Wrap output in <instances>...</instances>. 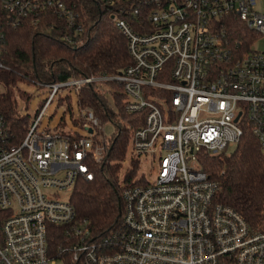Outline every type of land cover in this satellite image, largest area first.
Masks as SVG:
<instances>
[{"label":"built area","instance_id":"1","mask_svg":"<svg viewBox=\"0 0 264 264\" xmlns=\"http://www.w3.org/2000/svg\"><path fill=\"white\" fill-rule=\"evenodd\" d=\"M103 1L113 6L131 63L116 76L34 82V105L43 106L31 114L21 143L0 111V264L61 261L48 253L50 225L70 227L75 242L63 253L77 264H264V232L216 200L220 183L204 169L234 149L246 127L264 152V52L233 44L224 22L235 15L264 35L263 1ZM0 12L13 26L26 17L36 23L45 12L69 22L79 17L65 0H0ZM3 40L0 31V58ZM111 80L122 84L125 111L143 114L129 152L138 162L133 176H142L117 182L121 227L97 241L87 221L72 224L76 209L59 193L72 192L81 177L93 180L96 167L108 163L104 121L79 108L78 95L85 83ZM67 95L73 117L66 118L71 125L83 119L84 127L48 131Z\"/></svg>","mask_w":264,"mask_h":264},{"label":"trees","instance_id":"2","mask_svg":"<svg viewBox=\"0 0 264 264\" xmlns=\"http://www.w3.org/2000/svg\"><path fill=\"white\" fill-rule=\"evenodd\" d=\"M65 2L79 13L75 22H69L55 12L41 14L36 23L31 18H22L18 26L9 24L5 18L0 19V31L4 33V53L0 61L4 65L2 71H8L12 77V84L17 80L63 83L73 78L116 76L131 63L127 41L113 20V6L103 0ZM0 18H3L1 12ZM139 20L140 17L136 22ZM224 22L231 42H240L242 49L247 50L254 34L235 15ZM80 27L84 28L81 32ZM104 82L115 89L110 97L101 93L96 83H85L78 95V107L91 108L103 121L115 125L108 163L96 167L93 180L79 178L70 198L76 209V220L72 224L87 221L97 241L121 227L122 201L116 179L117 166L112 163L126 158L132 134L143 124L142 113L125 111L122 84L115 80ZM60 102L66 103V108L59 125L66 127V116L73 117L70 95L61 98ZM42 106L43 102H40L35 114ZM0 111L14 132V143H21L29 128L30 114H19L17 100L8 92L0 93ZM74 123L84 127L83 119H75ZM131 162L133 167L125 180L138 168L136 160ZM204 167L220 183L216 200L238 211L253 231L264 232V152L251 128H245L230 154L211 158ZM47 242L51 258L65 264H77L70 262V252L63 253L66 246L75 242L69 226L50 225Z\"/></svg>","mask_w":264,"mask_h":264},{"label":"rangeland","instance_id":"3","mask_svg":"<svg viewBox=\"0 0 264 264\" xmlns=\"http://www.w3.org/2000/svg\"><path fill=\"white\" fill-rule=\"evenodd\" d=\"M263 5L261 8H259L260 12L264 13V0ZM251 50L253 51H259L264 52V35H254L251 43H250ZM3 69H0V93H6L8 92L11 94L16 100H17V110L19 114H23V112H27L28 115L33 114L34 111H36V107L34 105V101L36 98V94L32 91L36 86L30 81L25 80H17L15 83L12 84V77L9 75V72H3ZM97 89L103 93L104 95L110 97V93L114 91L115 89L110 86V84H107L105 82H100L97 86ZM37 90H39L37 88ZM47 92L46 88H41V94ZM67 93L70 92V90H66ZM39 106V105H38ZM35 107V109L33 108ZM62 114L61 110H57L56 115L54 119L51 120L48 127L51 126L50 130L53 131V126L56 125L58 122V119L60 115ZM72 124V123H71ZM105 134L107 137L111 138L115 132L116 128L115 125L108 121L105 122ZM57 130L62 131L63 133H70L71 130H69L67 127L63 126H57ZM233 151V148L229 150L228 154H230ZM227 154V155H228ZM223 155V154H222ZM113 165L115 164L117 166V172H116V179L118 182H123L125 180L126 175L131 171L133 165L131 162L130 154L128 153L126 158L122 161L113 162ZM140 176H142V172H136V175L133 176V179H137ZM72 192H60L59 196L61 198L69 199L71 198ZM57 264H62L61 261H58Z\"/></svg>","mask_w":264,"mask_h":264},{"label":"crops","instance_id":"4","mask_svg":"<svg viewBox=\"0 0 264 264\" xmlns=\"http://www.w3.org/2000/svg\"><path fill=\"white\" fill-rule=\"evenodd\" d=\"M54 117H55V116H54ZM54 117H53L52 119H54ZM52 119H51V120H52ZM51 120H50V122H51ZM65 120H66V124H65V126H66L69 130L72 129V126H73V125H75V126H73V127L78 126V125H76L75 123H74L73 125H71V122H70L71 119H69V118H65ZM59 122H60V119H58V122L56 123V125L52 127V128H53V131L56 130L57 126H59ZM49 124H50V123H49ZM48 126H49V125H48ZM48 128H51V126L48 127Z\"/></svg>","mask_w":264,"mask_h":264},{"label":"water","instance_id":"5","mask_svg":"<svg viewBox=\"0 0 264 264\" xmlns=\"http://www.w3.org/2000/svg\"><path fill=\"white\" fill-rule=\"evenodd\" d=\"M238 117H239V116H238ZM238 117H237V119H238ZM89 131L91 132V131H92V129L90 128V129H89Z\"/></svg>","mask_w":264,"mask_h":264}]
</instances>
